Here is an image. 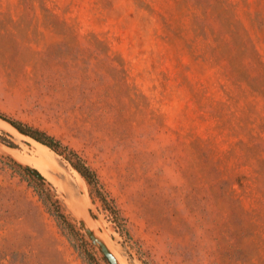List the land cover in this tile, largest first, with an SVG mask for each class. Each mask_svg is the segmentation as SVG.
<instances>
[{
  "label": "rangeland",
  "instance_id": "obj_1",
  "mask_svg": "<svg viewBox=\"0 0 264 264\" xmlns=\"http://www.w3.org/2000/svg\"><path fill=\"white\" fill-rule=\"evenodd\" d=\"M0 113L76 150L128 231L0 122V264H109L86 207L129 262L264 264V0H0Z\"/></svg>",
  "mask_w": 264,
  "mask_h": 264
},
{
  "label": "trees",
  "instance_id": "obj_2",
  "mask_svg": "<svg viewBox=\"0 0 264 264\" xmlns=\"http://www.w3.org/2000/svg\"><path fill=\"white\" fill-rule=\"evenodd\" d=\"M0 117L5 118L14 123L15 125L19 126L31 138L45 145L50 150L63 157L70 164V166L74 170H76L78 174L83 178V180L88 186L89 193L92 199L94 201L99 202L101 208L111 216L113 222L115 223L119 231L124 234H128L126 220L120 213V210L117 207L115 200L105 190L104 185L101 182L96 170L91 167L88 162L76 150L65 145L59 139L49 135L43 130L26 125L20 121L11 119L2 113H0ZM56 216L61 222L67 224L64 221L63 215L57 214ZM67 226L72 228V225L67 224ZM103 259L106 260L104 257Z\"/></svg>",
  "mask_w": 264,
  "mask_h": 264
},
{
  "label": "water",
  "instance_id": "obj_3",
  "mask_svg": "<svg viewBox=\"0 0 264 264\" xmlns=\"http://www.w3.org/2000/svg\"><path fill=\"white\" fill-rule=\"evenodd\" d=\"M0 122L5 124L6 126H8L16 134H19L25 138H30L32 141L37 142L36 140L31 138L22 128L15 125L11 121L0 117ZM37 143H39V142H37ZM39 144H41V143H39ZM41 145H43V144H41ZM43 146H45V145H43ZM8 155L12 159H14L18 165H20L24 169L28 170L29 172L33 173L36 177L40 178L41 180H44L43 176L41 174H39V172H37V170H35V168H33L32 166H30L27 163H22V162L18 161L11 154H8ZM86 214H87L89 220L85 219L82 216H78L77 219H78L79 223L81 224L83 230L87 234L92 245L100 251L102 256L109 262V264H121L120 261L118 260V258L115 256V254L109 248L106 240L103 238V236L98 231L97 226L95 224V216L93 215V213L89 207H86Z\"/></svg>",
  "mask_w": 264,
  "mask_h": 264
},
{
  "label": "bare ground",
  "instance_id": "obj_4",
  "mask_svg": "<svg viewBox=\"0 0 264 264\" xmlns=\"http://www.w3.org/2000/svg\"><path fill=\"white\" fill-rule=\"evenodd\" d=\"M34 142V144H35V146H37V145H39V147L41 146V147H43V148H45V149H47V147H45V146H43V145H41V144H39V143H37V142H35V141H33ZM37 144V145H36ZM33 146V145H32ZM34 149V148H33ZM36 149V148H35ZM39 149V148H38ZM37 149V150H38ZM3 151L4 150H7V151H9V152H11V153H13L19 160H22V161H25V162H27V163H29V164H31L33 167H35V168H37L46 178H48L49 180L51 179V177H50V175H49V173L47 172V170H48V168L46 167L47 166V164H46V162L42 159V158H40V157H38V158H35L34 156L33 157H30V156H28L27 154H25V153H23V152H19L18 150H14V149H10V148H3L2 149ZM42 152V151H41ZM40 152V153H41ZM32 154V153H31ZM36 155V154H35ZM43 156V155H42ZM71 168V171H72V173L75 175V177L80 181V182H82L83 184H84V186H85V181L83 180V178L78 174V172L76 171V170H74L72 167H70ZM48 171H50V170H48ZM67 173V172H66ZM50 174H51V171H50ZM74 183V182H73ZM53 185V184H52ZM63 186V185H62ZM54 188H56V187H54ZM61 188V187H60ZM63 189V188H62ZM64 196V195H63ZM82 198V197H81ZM61 199H63V197L61 198ZM63 201V200H62ZM70 203V202H69ZM68 204V203H67ZM69 205V204H68ZM67 205V206H68ZM80 205V204H79ZM78 207V206H77ZM82 209V208H81ZM73 211V210H72ZM81 212V211H80ZM83 215V214H82ZM103 235H104V237H105V240H106V242H107V244H108V246H109V248L111 249V251L115 254V256L118 258V260L120 261V263L121 264H141V263H139V262H129L128 260H127V258L122 254V251H121V249H120V247L119 246H117L116 245V243H114V242H112V241H110L108 238H107V235H106V232L104 231L103 232Z\"/></svg>",
  "mask_w": 264,
  "mask_h": 264
}]
</instances>
